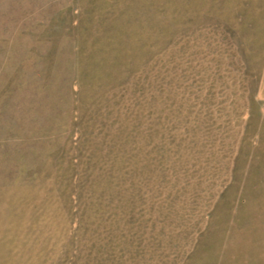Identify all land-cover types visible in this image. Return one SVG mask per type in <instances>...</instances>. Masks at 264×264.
<instances>
[{
    "label": "rangeland",
    "instance_id": "374dc122",
    "mask_svg": "<svg viewBox=\"0 0 264 264\" xmlns=\"http://www.w3.org/2000/svg\"><path fill=\"white\" fill-rule=\"evenodd\" d=\"M0 264H264V0H0Z\"/></svg>",
    "mask_w": 264,
    "mask_h": 264
}]
</instances>
